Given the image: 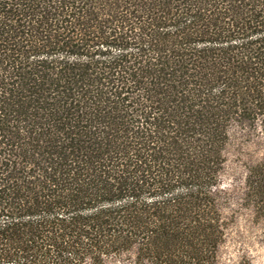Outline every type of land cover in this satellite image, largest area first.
<instances>
[{"label": "trees", "instance_id": "16d2710c", "mask_svg": "<svg viewBox=\"0 0 264 264\" xmlns=\"http://www.w3.org/2000/svg\"><path fill=\"white\" fill-rule=\"evenodd\" d=\"M237 131L264 0H0V264H219ZM245 182L264 222V159Z\"/></svg>", "mask_w": 264, "mask_h": 264}, {"label": "rangeland", "instance_id": "374dc122", "mask_svg": "<svg viewBox=\"0 0 264 264\" xmlns=\"http://www.w3.org/2000/svg\"><path fill=\"white\" fill-rule=\"evenodd\" d=\"M227 156L221 187L229 193L227 216L234 213L235 220L220 248L219 264H264V222L256 219L243 200L250 165L264 159V134L235 132Z\"/></svg>", "mask_w": 264, "mask_h": 264}]
</instances>
